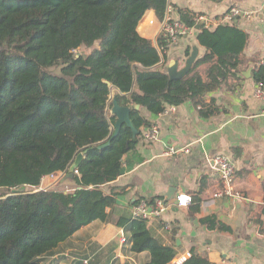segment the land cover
I'll return each mask as SVG.
<instances>
[{
	"label": "trees",
	"instance_id": "trees-1",
	"mask_svg": "<svg viewBox=\"0 0 264 264\" xmlns=\"http://www.w3.org/2000/svg\"><path fill=\"white\" fill-rule=\"evenodd\" d=\"M170 6V0H0V264H43L96 221L122 228L130 253L150 254L146 264H172L178 258L174 240L158 236L148 220L108 213L116 195L106 186L131 170L124 157L150 126L135 107L159 115L192 102L202 117L210 116L214 111L206 98L237 78L248 35L237 22L203 25L196 36L204 56L185 78L171 80L166 55L138 31L148 11L162 22ZM178 13L186 26L199 24V14ZM81 49L90 51L76 55ZM57 66L59 75L49 71ZM254 79L264 81V65ZM114 98L131 109L140 132L136 142L126 124L114 136ZM80 154L78 175L66 181L71 190L41 189L45 177L68 174ZM21 187L26 191L14 195ZM201 224L232 232L215 215ZM116 248L109 245L106 264L113 262ZM103 255L101 250L97 261ZM182 264L211 262L192 249Z\"/></svg>",
	"mask_w": 264,
	"mask_h": 264
},
{
	"label": "crops",
	"instance_id": "crops-1",
	"mask_svg": "<svg viewBox=\"0 0 264 264\" xmlns=\"http://www.w3.org/2000/svg\"><path fill=\"white\" fill-rule=\"evenodd\" d=\"M170 4L172 17L178 21L179 9L219 21L233 7L249 14L250 18L235 21L248 35L241 70L228 86L207 96L206 103L212 105L214 111L210 116L202 117L192 102L170 107L159 115L140 109L150 123L148 128H159V136L155 142H146L142 135L148 128H143L136 149L124 157V162L132 165L131 170L106 186L109 194L116 195V206L108 209V213L131 217L139 201L163 199L169 205L168 211L163 218L148 222L166 242L174 240L180 250L177 259L195 249L199 254L208 255L211 264H264V116L261 115L262 104L255 97L257 82L254 79V71L264 65V0H170ZM161 24L151 10L145 14L138 31L157 48L162 46L160 40L165 43L162 47H166V72L175 62H179V69L185 67L189 48L192 53L197 46L198 59L204 56L206 50L197 41L196 29L171 42L161 31ZM171 149L177 152L171 154ZM216 155L233 159L236 189L243 194V199L214 197L222 186L208 159ZM61 187L69 191L73 185L65 182ZM181 193L193 199L186 208L174 204ZM198 200L201 201L199 207ZM214 215L230 226L232 232L210 231L201 224V219ZM100 222L83 228L67 242L79 243L78 238ZM162 222L170 228L167 230L166 225L161 228ZM122 230L114 223L102 222V228L90 239L102 246L118 244L116 254ZM99 232L102 235L105 232L106 236L103 238ZM67 242L61 244L53 256L71 254L72 259H77L76 250L70 248L73 246L63 247ZM122 247L126 255L120 257L129 260L127 264L150 261L148 252L135 254L130 253L128 244L120 246V250ZM61 248H65V252H59ZM84 263L88 264L89 260Z\"/></svg>",
	"mask_w": 264,
	"mask_h": 264
},
{
	"label": "built area",
	"instance_id": "built-area-1",
	"mask_svg": "<svg viewBox=\"0 0 264 264\" xmlns=\"http://www.w3.org/2000/svg\"><path fill=\"white\" fill-rule=\"evenodd\" d=\"M171 7H168L166 16L161 24V31L167 36V38L173 42L179 39L180 37L190 35L195 28H190L186 26L181 21L175 20L171 14ZM241 18H250L249 14H245L242 10L237 7H233L220 21L219 19H209L205 16H200L198 21L202 22L206 27L229 23L232 24L238 19ZM160 52V55L163 57L166 53V47L159 46L157 48ZM164 60H162V63ZM255 97L262 104L261 115L264 116V81L256 83L255 86ZM143 139L146 142H155L159 136V128L157 126L150 127L143 132ZM177 151L171 149L170 153L174 154ZM210 167L217 174L220 183L221 190L215 194L214 197H226L233 201H239L243 199V194L237 191L236 189V166L233 161L228 156L225 155H216L208 159ZM78 175V171L74 172ZM66 174L59 173L53 174L49 177L55 179L56 182H59ZM193 202V199L190 195L181 193L177 195L175 199V206L178 208H186ZM169 205L163 199H156L154 204L151 205L148 200L139 201L132 210V217L134 219H143V220H154L161 219L168 211ZM170 228L169 225H166V229ZM129 238L127 237L124 230L121 231V234L118 239L119 246H124L128 244ZM121 256V253L120 255ZM191 257V253H186L183 257L175 260L172 264H182Z\"/></svg>",
	"mask_w": 264,
	"mask_h": 264
},
{
	"label": "rangeland",
	"instance_id": "rangeland-1",
	"mask_svg": "<svg viewBox=\"0 0 264 264\" xmlns=\"http://www.w3.org/2000/svg\"><path fill=\"white\" fill-rule=\"evenodd\" d=\"M95 47H98V44ZM89 51L90 50H87V49H81V50L76 51L75 53H76V55L79 56L81 54L88 53ZM49 71L53 74L59 75L61 72V66L53 67ZM53 188L66 190V189H64L65 187H61V185L58 184V182H56L55 179L48 178L47 180L42 182L41 189H53ZM101 228H102V222L97 223L94 226H92V228L90 230H88V232L86 234H83L82 236H80V238H78V239H80L79 243L73 244L72 242L69 241L63 245V247L73 246L70 248H74L76 250V252L74 253L75 254L74 256L77 259H72L70 257L71 254L66 256V255H62L61 253H58L55 256L46 258L44 260L43 264H87V263H84L85 260H89L88 264H92V263H94V264H106V260L110 256L109 253H111L108 250V247L111 243H109L105 246H102L101 244H98L97 242H93L90 239L92 236H95L94 234H97V232ZM99 233L101 236L102 235L101 232H99ZM105 236H106V234L104 232L102 237L104 238ZM73 241H76V240H73ZM60 250L61 251H59V252H63V251L65 252V248H61ZM101 250L104 251V255H103L102 259L97 261L96 257L101 252ZM120 253L122 254V256L126 255V249L124 247H122L120 250V246H119L117 253L114 254L113 262L107 263V264H121V261H123V264H127L129 262V260L124 261L123 257L122 258L120 256L117 257V255H120ZM71 256H73V255H71Z\"/></svg>",
	"mask_w": 264,
	"mask_h": 264
},
{
	"label": "water",
	"instance_id": "water-1",
	"mask_svg": "<svg viewBox=\"0 0 264 264\" xmlns=\"http://www.w3.org/2000/svg\"><path fill=\"white\" fill-rule=\"evenodd\" d=\"M203 26V23L200 22L195 29L197 31H199ZM199 57V49L197 46H195L193 48L192 53L190 54V56L187 58L186 60V65L184 68L179 69V62H175L174 64H171L169 69L167 70V73L170 77L171 80H177V79H183L185 78L190 71L192 70L194 64L196 63V61L198 60ZM110 85V83H108ZM113 108H112V115L115 116L117 118L116 124H115V133L114 136H116L122 126L124 124H126L128 127H130L132 129L133 132V141L136 142L137 141V136H139L140 132L134 127L131 118H130V113H131V109L128 107H122L119 105V103L117 102L116 98L113 99ZM136 110H140V106L137 105ZM83 154H80L76 161L73 163V165L71 166L69 173L66 174L59 182L58 184L62 185L64 184L67 180H73L75 177V170L78 167V163L79 161L82 159ZM26 191V187H21L19 189H14L13 190V194L17 195V194H21L24 193Z\"/></svg>",
	"mask_w": 264,
	"mask_h": 264
}]
</instances>
